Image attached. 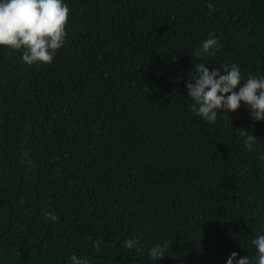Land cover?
<instances>
[{
    "label": "trees",
    "instance_id": "1",
    "mask_svg": "<svg viewBox=\"0 0 264 264\" xmlns=\"http://www.w3.org/2000/svg\"><path fill=\"white\" fill-rule=\"evenodd\" d=\"M63 2L51 64L0 46V264H256L264 121L241 102L208 125L186 83L195 63L264 77V0Z\"/></svg>",
    "mask_w": 264,
    "mask_h": 264
},
{
    "label": "clouds",
    "instance_id": "2",
    "mask_svg": "<svg viewBox=\"0 0 264 264\" xmlns=\"http://www.w3.org/2000/svg\"><path fill=\"white\" fill-rule=\"evenodd\" d=\"M214 10L211 4L208 5ZM70 17V10L63 0H2L0 2V46L14 52H22V61L33 64H51L57 52L64 44L67 35L66 28ZM222 45L215 38H209L202 43L199 51L193 54L195 60L205 56L214 57ZM223 69V74L220 71ZM220 68H209L204 63H195L194 72L188 77L186 88L189 98L194 102L191 111L203 118L208 125L215 124L221 110L236 112L241 102L248 106L255 121H264V77L249 76L242 80L239 66L233 64L222 65ZM244 82L243 87H237ZM226 115V114H225ZM246 137L244 144L251 150L257 139L248 131L243 130ZM259 159L264 161V155ZM46 220L58 221V216L52 212H45ZM91 239V237H90ZM137 241L126 240L124 247L132 251ZM257 251L256 264H264V235H259L251 241ZM101 241H95V248L99 251ZM167 244H156L149 251V258L159 261L164 258ZM233 252L227 264H251L249 257L239 258ZM71 264H88L86 260L71 256Z\"/></svg>",
    "mask_w": 264,
    "mask_h": 264
}]
</instances>
